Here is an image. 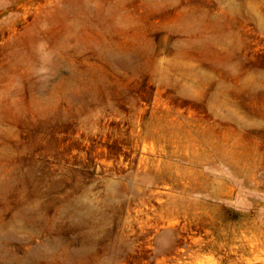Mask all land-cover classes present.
I'll use <instances>...</instances> for the list:
<instances>
[{
	"label": "rangeland",
	"instance_id": "obj_1",
	"mask_svg": "<svg viewBox=\"0 0 264 264\" xmlns=\"http://www.w3.org/2000/svg\"><path fill=\"white\" fill-rule=\"evenodd\" d=\"M0 264H264V0H0Z\"/></svg>",
	"mask_w": 264,
	"mask_h": 264
}]
</instances>
